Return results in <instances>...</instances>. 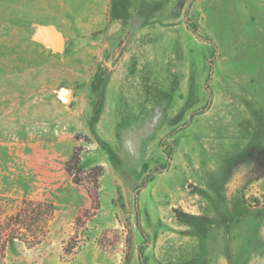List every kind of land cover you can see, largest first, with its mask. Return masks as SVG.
Returning a JSON list of instances; mask_svg holds the SVG:
<instances>
[{"label":"rangeland","instance_id":"rangeland-1","mask_svg":"<svg viewBox=\"0 0 264 264\" xmlns=\"http://www.w3.org/2000/svg\"><path fill=\"white\" fill-rule=\"evenodd\" d=\"M0 264H264V0H0Z\"/></svg>","mask_w":264,"mask_h":264},{"label":"water","instance_id":"water-1","mask_svg":"<svg viewBox=\"0 0 264 264\" xmlns=\"http://www.w3.org/2000/svg\"><path fill=\"white\" fill-rule=\"evenodd\" d=\"M49 44H50V46H51L53 49H55V50H57V51H61V50L63 49V44H64V42H63V39H62L61 37H56V38H54L53 40H50V41H49ZM62 97H63V99H64L65 101H68L69 98H70V91H66V92L62 95Z\"/></svg>","mask_w":264,"mask_h":264}]
</instances>
